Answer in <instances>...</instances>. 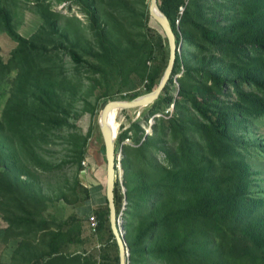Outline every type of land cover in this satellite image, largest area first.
Instances as JSON below:
<instances>
[{
    "label": "rangeland",
    "instance_id": "obj_1",
    "mask_svg": "<svg viewBox=\"0 0 264 264\" xmlns=\"http://www.w3.org/2000/svg\"><path fill=\"white\" fill-rule=\"evenodd\" d=\"M244 1L168 0L167 10L174 18L175 13L180 17L184 12L176 25L178 66H173L164 87L172 100L166 102L163 94L147 106L115 111V168L117 178L119 173L121 177L116 184L117 218L128 248L127 264H170L148 251L153 245L154 211L159 208L157 191L149 185V164L171 168L169 156L178 154L181 139L184 144L197 142L205 153L206 140L194 125L207 122L197 107L205 109L208 104L197 87L211 84L206 75L211 57L216 56V65L231 63L234 57L225 43L206 38L203 31L215 30L221 36L233 18L253 12V2L244 5ZM0 7L9 11L16 34L28 40L41 35L34 41L36 47L22 49L0 20L4 65L0 159L13 170L11 190L21 187L37 205L36 211L33 206L29 211L18 210L15 205L21 203L23 192H7L0 176V264H119L107 203L104 197L95 202L96 196L106 192L99 116L110 100H129L150 92L146 88L150 76L159 82L169 55L167 38L149 13V0H0ZM245 50L264 66V46L249 45ZM31 52L34 61L26 62L24 56ZM73 54L79 57L78 62ZM30 66L42 69V74L33 75L32 83L48 80L54 84L47 88L53 90L63 109L60 124L30 119L34 97L29 94L35 87L30 86L28 93L22 90ZM245 93L264 103V89L247 82L226 83L220 102L237 113L243 108L236 103L250 106L244 102ZM26 98L30 100L24 105ZM209 115L216 118L213 110ZM246 121V129L233 132V146L249 167L253 197L249 209L264 214V113H249L241 124ZM205 156L188 158L189 166L195 167ZM98 183L102 190L94 188ZM87 205L98 219L97 226L103 223L102 228L89 227L83 217ZM18 216L32 221L21 223ZM209 226L205 224L202 230ZM56 233L59 235L53 241ZM214 235L213 245L225 247L223 259L234 256L229 264H264L260 253L241 235L225 228ZM52 243L57 250L53 254L47 252ZM131 247L138 249L131 254Z\"/></svg>",
    "mask_w": 264,
    "mask_h": 264
},
{
    "label": "trees",
    "instance_id": "obj_2",
    "mask_svg": "<svg viewBox=\"0 0 264 264\" xmlns=\"http://www.w3.org/2000/svg\"><path fill=\"white\" fill-rule=\"evenodd\" d=\"M157 1L160 10L169 19L177 43L179 34L176 25L179 24L184 12L180 16L181 18L175 13L174 18V14L167 10L168 0ZM248 1L245 0L244 5ZM250 1L253 2V12H243L239 17L233 18L221 36H218L215 30L203 31L206 38L217 40V43H225L234 57L231 63L223 62L217 65L215 64L218 62L216 56L211 57L206 70L207 79L211 81V84L204 83L203 86L197 87L201 92L202 99L208 104L205 109L197 107L207 122L194 125L206 140L205 153L197 142L184 144L185 140L181 139L178 154L172 153L169 156L173 163L171 168L161 167L157 162L149 164V185L157 191L159 208L157 207L154 211L157 215L151 223V227L154 228L153 245L148 251L156 253L170 264H229L228 262H231L234 256H229L228 260H224L225 247L223 245L215 246L212 243L215 241L214 233L224 228L230 233L241 235L246 244L253 247L254 252L260 253V259L264 262V214L249 209V203L253 199L249 191V167L239 157V152L233 146V142H236L233 139V132L242 128L246 129L248 121L241 123L249 113L255 116L262 115L264 103L245 93L244 102L250 106L236 103V106H241L243 110L235 113L231 107L226 108L220 102V94L228 82L234 84L247 82L264 89V66L260 64L254 54L250 55L245 50L249 45L264 46V10H262L264 0ZM0 20L4 23L3 27L8 33L19 40L20 48L36 47L34 41L41 35L37 34L28 40L16 34L12 27L11 15L3 7H0ZM225 35H229V38H225ZM42 48L44 49V47ZM72 58L76 62L79 61L77 54H73ZM24 59L26 62L34 61V54L27 53ZM176 60H178V54ZM174 66L177 67V63L174 62ZM3 68L4 65L0 58V82L3 78L1 71ZM30 69L22 81V90L25 92L30 86L35 87L29 94L31 98L34 97L30 119L37 123L56 121L60 124L62 122L60 114L63 109L54 99L53 90L47 88L54 84L48 80L45 84H41L39 81L32 83L33 75L36 72L42 74V69L35 70L32 66ZM157 83L154 82V76H150L147 90L154 89ZM165 88L159 96L166 94ZM242 94L240 93V95ZM163 98L166 102L172 100L171 96L167 94ZM28 100L30 99L26 98L23 104L27 105ZM209 110L215 111V119L210 117ZM144 137L143 144L147 139L146 136ZM203 155L206 156L202 162L193 168L189 166L190 159ZM188 158L189 160H187ZM0 166L3 168V171H0V176L7 187V192L17 193L18 190L23 192V196H20L21 203L19 201L15 207L20 211H29V207L33 206L36 211L37 205L33 203L29 192L21 187L11 190L13 170L8 162L0 159ZM124 176V184L127 187L126 175ZM99 187L101 188L102 185ZM127 192H129L128 187ZM114 193L116 213H118L120 203L116 187ZM103 197L106 201L105 195ZM10 199L13 200V197ZM87 211L88 209L85 208V212ZM83 217L86 216L83 214ZM3 219L8 221L7 216H3ZM18 219L21 220V223L32 221L31 218L22 216H18ZM208 223L209 228L202 230V227ZM102 226V222L98 223L97 228L100 229ZM58 235L59 233L54 234L52 240L54 241ZM131 242L128 241L130 246ZM21 244L23 246V243ZM135 249L138 248L131 247V254ZM19 250L18 247L14 255ZM47 252L51 254L57 252L53 243L52 249ZM13 260H15V256ZM11 264L13 263L11 262Z\"/></svg>",
    "mask_w": 264,
    "mask_h": 264
},
{
    "label": "water",
    "instance_id": "obj_3",
    "mask_svg": "<svg viewBox=\"0 0 264 264\" xmlns=\"http://www.w3.org/2000/svg\"><path fill=\"white\" fill-rule=\"evenodd\" d=\"M149 13L157 21V23L162 28L168 42L169 55L167 60V65L164 72L157 84V86L150 92L137 96L129 100H110L104 104L101 109L99 116V126L102 135V140L105 149L106 158V192L105 197L108 207V218L111 228V232L116 240L119 252V264H127L126 258L128 257V248L123 234L121 233L120 227L118 225L116 205H115V193L114 189L117 182L121 181L120 173L116 175V149L114 144V139L116 132L112 134L110 127L108 125V116L110 113H114L119 109L128 108H140L151 104L155 99L159 97L163 91L174 66L176 55L179 51L173 28L169 22V19L164 15L157 4V0H149ZM122 186V184H121Z\"/></svg>",
    "mask_w": 264,
    "mask_h": 264
},
{
    "label": "built area",
    "instance_id": "obj_4",
    "mask_svg": "<svg viewBox=\"0 0 264 264\" xmlns=\"http://www.w3.org/2000/svg\"><path fill=\"white\" fill-rule=\"evenodd\" d=\"M118 214V213H117ZM87 222H88V225L89 227L92 229V230H95L96 227H97V217L95 214H93L92 212L88 213L87 216ZM118 219V218H117Z\"/></svg>",
    "mask_w": 264,
    "mask_h": 264
},
{
    "label": "bare ground",
    "instance_id": "obj_5",
    "mask_svg": "<svg viewBox=\"0 0 264 264\" xmlns=\"http://www.w3.org/2000/svg\"><path fill=\"white\" fill-rule=\"evenodd\" d=\"M114 116H115V112L113 113H110L109 116H108V125L110 127V130L112 132V134H114L115 132V129H114Z\"/></svg>",
    "mask_w": 264,
    "mask_h": 264
},
{
    "label": "crops",
    "instance_id": "obj_6",
    "mask_svg": "<svg viewBox=\"0 0 264 264\" xmlns=\"http://www.w3.org/2000/svg\"><path fill=\"white\" fill-rule=\"evenodd\" d=\"M100 185H102V184H101V183H98L97 185H95L94 188H98V189H99V188H100V187H99ZM96 186H98V187H96ZM102 187H103V186H102ZM102 187L100 188L101 190H102ZM94 190L96 191V189H94ZM99 191H100V190H99ZM96 192H97V191H96ZM94 196H95V195H94ZM99 197H100V198H99ZM102 197H103V196H100V195L96 196V197H95V199H96L95 202H100V201H102V199H101ZM85 208L89 210V206H88V205H87ZM88 213H89V211H88V212H84V215H85V214H88Z\"/></svg>",
    "mask_w": 264,
    "mask_h": 264
}]
</instances>
